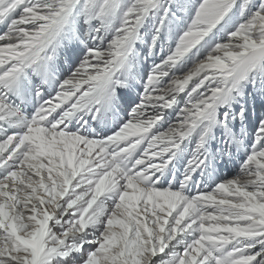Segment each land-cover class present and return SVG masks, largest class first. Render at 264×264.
<instances>
[{"label":"snow or ice","instance_id":"snow-or-ice-1","mask_svg":"<svg viewBox=\"0 0 264 264\" xmlns=\"http://www.w3.org/2000/svg\"><path fill=\"white\" fill-rule=\"evenodd\" d=\"M0 25V264H264V0H0Z\"/></svg>","mask_w":264,"mask_h":264},{"label":"bare ground","instance_id":"bare-ground-1","mask_svg":"<svg viewBox=\"0 0 264 264\" xmlns=\"http://www.w3.org/2000/svg\"><path fill=\"white\" fill-rule=\"evenodd\" d=\"M5 29L3 28L2 25H0V32L4 31ZM159 55V53H157V56ZM157 62H159L157 60ZM152 61L148 60L146 62V67H150L151 66ZM65 72H67V69L65 68ZM253 107H255L256 112L258 113L260 110V101L259 99H257L255 101V104L253 105L252 101H249V109L251 110ZM29 111H31V107L29 106ZM250 119H254V117H250ZM253 125L250 123L249 125V130L251 131ZM194 147V145H193ZM243 159V154H241L236 160L234 161H229V162H225V163H220L218 164V174H219V178L220 179H229L232 176H234L237 171H238V165L240 160ZM197 179H199V177H197ZM219 182V180L217 181ZM165 186H167V183H165ZM214 187V185H213ZM205 190H211V189H205ZM193 191L195 192V189H193Z\"/></svg>","mask_w":264,"mask_h":264}]
</instances>
